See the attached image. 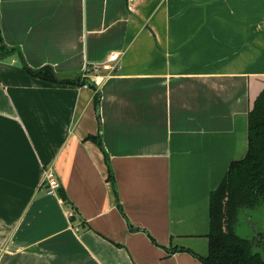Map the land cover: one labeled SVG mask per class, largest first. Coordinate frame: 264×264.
Masks as SVG:
<instances>
[{
  "label": "crops",
  "instance_id": "obj_1",
  "mask_svg": "<svg viewBox=\"0 0 264 264\" xmlns=\"http://www.w3.org/2000/svg\"><path fill=\"white\" fill-rule=\"evenodd\" d=\"M0 30L59 80L119 54L96 88L0 60V264H203L264 90V0H0Z\"/></svg>",
  "mask_w": 264,
  "mask_h": 264
},
{
  "label": "trees",
  "instance_id": "obj_2",
  "mask_svg": "<svg viewBox=\"0 0 264 264\" xmlns=\"http://www.w3.org/2000/svg\"><path fill=\"white\" fill-rule=\"evenodd\" d=\"M11 57H17L31 76L43 81L96 88L89 79L82 77L78 81L59 80L51 67L30 69L22 52L4 43L0 30V60ZM99 100L100 95L96 94L95 103L99 104ZM248 140L246 157L230 165L224 180L211 194L209 254L200 258L203 264H264V252H255L257 248L264 250L263 218L259 216L256 221V232L263 236L254 233L251 238H245L237 232L243 212L250 214L264 208V90L248 116Z\"/></svg>",
  "mask_w": 264,
  "mask_h": 264
},
{
  "label": "built area",
  "instance_id": "obj_3",
  "mask_svg": "<svg viewBox=\"0 0 264 264\" xmlns=\"http://www.w3.org/2000/svg\"><path fill=\"white\" fill-rule=\"evenodd\" d=\"M118 64H119V54L117 53L111 54L109 58L104 63L100 64L99 66H95L92 68L87 67L81 77L83 79H89V74L91 73L92 70L94 71L102 70V71L107 72L108 76H110L118 71L119 69ZM101 79H103V77L94 76L92 77V79H89V80L95 85V87H97V85H99L102 82ZM85 86H88V85H85ZM44 185L46 186V190L49 195H56L58 191L61 189L62 187L61 182L57 178L53 169H47L45 171ZM68 216L69 218H73L75 214L71 211L68 213Z\"/></svg>",
  "mask_w": 264,
  "mask_h": 264
},
{
  "label": "rangeland",
  "instance_id": "obj_4",
  "mask_svg": "<svg viewBox=\"0 0 264 264\" xmlns=\"http://www.w3.org/2000/svg\"><path fill=\"white\" fill-rule=\"evenodd\" d=\"M259 216L263 218L262 222H260L264 224V208H262L259 212H251L250 214L243 212L239 220V225L237 226L238 234L245 238H251L254 234L253 224L256 225V221ZM255 252L263 253L264 250L257 248L255 249Z\"/></svg>",
  "mask_w": 264,
  "mask_h": 264
},
{
  "label": "water",
  "instance_id": "obj_5",
  "mask_svg": "<svg viewBox=\"0 0 264 264\" xmlns=\"http://www.w3.org/2000/svg\"><path fill=\"white\" fill-rule=\"evenodd\" d=\"M253 228H254V233L255 234H257L259 237H261V236H263V233H261V232H256V230H257V225H255V224H253Z\"/></svg>",
  "mask_w": 264,
  "mask_h": 264
},
{
  "label": "flooded vegetation",
  "instance_id": "obj_6",
  "mask_svg": "<svg viewBox=\"0 0 264 264\" xmlns=\"http://www.w3.org/2000/svg\"><path fill=\"white\" fill-rule=\"evenodd\" d=\"M263 239H264V236H263Z\"/></svg>",
  "mask_w": 264,
  "mask_h": 264
}]
</instances>
